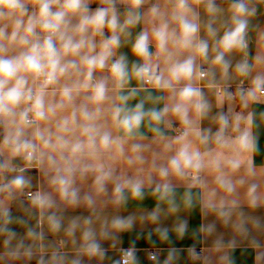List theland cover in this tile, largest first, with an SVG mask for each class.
<instances>
[{
  "label": "clouds",
  "instance_id": "clouds-1",
  "mask_svg": "<svg viewBox=\"0 0 264 264\" xmlns=\"http://www.w3.org/2000/svg\"><path fill=\"white\" fill-rule=\"evenodd\" d=\"M255 12L251 0H0V261H103L102 242L136 217L98 208L148 196L155 207L140 219L162 244L188 228L179 220L170 233L162 215L198 200L241 236L249 221L260 229L241 210L264 207ZM80 208L88 214H68ZM113 264H141L135 244Z\"/></svg>",
  "mask_w": 264,
  "mask_h": 264
},
{
  "label": "crops",
  "instance_id": "crops-1",
  "mask_svg": "<svg viewBox=\"0 0 264 264\" xmlns=\"http://www.w3.org/2000/svg\"><path fill=\"white\" fill-rule=\"evenodd\" d=\"M257 1L260 2V5H255L251 2V5L256 10L252 21L254 28L253 43L250 45L252 55L256 54L259 47L256 43L258 36L264 34V0ZM229 90L235 91V84ZM226 110L227 105H225ZM240 110V105L237 101L236 111ZM260 142L261 150L255 158L257 165H260L261 161L264 160V129L260 132ZM257 171H260V168H257ZM185 188L186 185L177 182L176 190L178 194H182ZM110 190L111 185H109ZM193 191L199 193L200 190L193 189ZM154 207L155 200L150 196L141 202L130 201L126 208L118 209L110 204L107 207H99L98 210L102 211L109 218L114 215H132L136 217V221L133 228L126 233L119 234L117 240L102 242L104 247L108 249V253L103 261L96 259L90 261L87 257H84V264H113L114 260L119 259L120 249H126L133 243L137 249V256L141 264H153L152 261L148 260L150 253H155L159 264H163L170 248L177 250L176 259L173 260L172 264H264V207L250 212L246 204L241 205V210L246 215L258 218L262 225L260 229H252L251 221H249L248 235L241 236L235 232L231 225L225 226L214 213L204 208L202 202L198 200L192 209L186 210L181 208L175 215L167 217L162 215L159 226L168 227L170 233L174 223L179 220L186 221L188 226L187 232L182 239H177L175 234H171L170 242L165 244H162L154 233V229L158 225L152 224L146 219L143 221L140 219L142 216L146 217L153 211ZM164 211H167V209L165 208ZM13 212L15 215H22V212L18 211L15 207H13ZM80 213L84 215L88 214L83 208L77 209L75 212L69 210L68 214L74 215ZM213 224L215 225V231L209 234L207 231L208 226ZM17 231L23 233L24 229L18 228ZM149 233H153L151 240L148 239ZM49 239L51 240L52 237H49ZM218 240L222 241L225 247L217 249L215 245ZM233 240L235 241V247H227L229 241ZM111 243H115V247H109ZM0 246H2V239H0ZM0 264H5V262L0 261ZM17 264H24V262L20 261ZM29 264H36V261L32 260Z\"/></svg>",
  "mask_w": 264,
  "mask_h": 264
},
{
  "label": "water",
  "instance_id": "water-1",
  "mask_svg": "<svg viewBox=\"0 0 264 264\" xmlns=\"http://www.w3.org/2000/svg\"><path fill=\"white\" fill-rule=\"evenodd\" d=\"M251 2H252L253 4H255V5H260V2L257 1V0H251Z\"/></svg>",
  "mask_w": 264,
  "mask_h": 264
}]
</instances>
